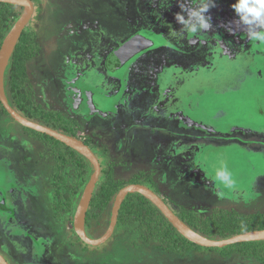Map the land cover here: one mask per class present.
<instances>
[{
  "label": "rangeland",
  "instance_id": "374dc122",
  "mask_svg": "<svg viewBox=\"0 0 264 264\" xmlns=\"http://www.w3.org/2000/svg\"><path fill=\"white\" fill-rule=\"evenodd\" d=\"M31 2L25 32L35 31L41 46L26 63L27 78H37L29 80L33 105L77 126L76 137L100 161L98 187L108 176L120 186L138 179L175 213H264V44L237 26L236 0H215L205 14L213 27L182 39L169 35L181 27L178 0ZM15 10L20 17L23 10ZM3 120L7 127L12 121ZM11 124L13 139L0 144V254L9 264L165 261V247L147 243L131 222L117 225L103 245H85L74 215L53 211L49 142ZM225 169L231 187L217 178ZM111 209L90 213L87 235L106 231ZM226 248L190 246L162 264H264L225 257L245 249Z\"/></svg>",
  "mask_w": 264,
  "mask_h": 264
},
{
  "label": "trees",
  "instance_id": "16d2710c",
  "mask_svg": "<svg viewBox=\"0 0 264 264\" xmlns=\"http://www.w3.org/2000/svg\"><path fill=\"white\" fill-rule=\"evenodd\" d=\"M12 8L13 6L11 5L0 3V46L9 27L8 23L13 24L17 19V15L13 12ZM10 17H13L11 21L9 20ZM36 52L37 48L24 35L12 53L6 76L12 103L16 110L26 119L46 128L75 137V130L60 115L50 111L39 112L33 105L32 98L26 88L22 87L25 82L24 65ZM28 131L45 139L52 147L50 148V153L53 155L55 161L54 170L51 175L54 187L53 196L55 202L53 211L54 213L56 212L55 216L66 217L74 215L82 192L92 174L91 165L84 157L65 145L46 135ZM70 179H73V181L69 182L68 180ZM129 184L147 186L138 179L132 180L127 185ZM62 185L66 187L63 193L60 190ZM127 185L120 186L113 181L111 176L105 179L101 187H98L97 184L90 202L85 224H87V219L92 211L103 212L109 205H113L118 191ZM175 214L193 231L212 240H224L244 233L264 230V213L241 215L234 210L229 212L222 210V212L203 215L180 207L179 211ZM130 222L136 225L142 236L149 242H157V244L177 254L186 253L190 246L198 248V246L189 243L180 236L161 213L138 193L127 195L119 211L117 225ZM240 247L245 249L231 250L233 248L239 249ZM226 249L231 250L228 252L229 254L237 253L264 261V242L243 243L241 245L229 246Z\"/></svg>",
  "mask_w": 264,
  "mask_h": 264
},
{
  "label": "water",
  "instance_id": "95a60500",
  "mask_svg": "<svg viewBox=\"0 0 264 264\" xmlns=\"http://www.w3.org/2000/svg\"><path fill=\"white\" fill-rule=\"evenodd\" d=\"M0 3L15 5L24 8L23 14L19 17L16 23L12 26L9 33L6 35L0 47V103L7 112V114L19 125L27 130L46 135L53 140L65 145L66 147L74 150L82 157H84L92 167V174L85 186L78 205L73 216V230L76 236L85 244L92 247H98L107 242L113 235L117 226V220L122 203L127 195L138 193L147 199L167 220V222L189 243L198 247L207 249H222L228 246L264 242V230L253 231L237 235L224 240L207 239L197 232L193 231L187 226L168 206L167 204L147 186L142 184H129L121 188L112 205L109 226L106 232L97 239L90 238L85 232V220L90 206V202L94 193V189L99 181L101 174V166L90 148L80 139L69 136L50 128L41 126L33 121L25 119L12 109L9 105L4 92V71L7 62L12 55L15 46L21 36V33L27 25L32 13L33 6L29 0H0ZM0 264H9L6 259L0 254Z\"/></svg>",
  "mask_w": 264,
  "mask_h": 264
},
{
  "label": "clouds",
  "instance_id": "9594fccd",
  "mask_svg": "<svg viewBox=\"0 0 264 264\" xmlns=\"http://www.w3.org/2000/svg\"><path fill=\"white\" fill-rule=\"evenodd\" d=\"M178 6L181 11L175 14V20L181 27L179 30L171 28V37L182 39L186 34L207 32L213 27L211 16L205 14L216 7L215 0H195V3L193 0H178ZM231 7L239 15L237 26L247 25L244 28L247 37L264 44V0H236ZM217 178L228 187L233 184L226 169L218 171Z\"/></svg>",
  "mask_w": 264,
  "mask_h": 264
},
{
  "label": "flooded vegetation",
  "instance_id": "af4514ba",
  "mask_svg": "<svg viewBox=\"0 0 264 264\" xmlns=\"http://www.w3.org/2000/svg\"><path fill=\"white\" fill-rule=\"evenodd\" d=\"M30 2H31V0H29ZM32 3V2H31ZM7 5H10V4H7ZM11 6H13V12L15 13V9L18 7V8H20L21 10H23L22 11V14H23V12H24V8H22V7H19V6H15V5H11ZM32 6H33V11H34V5H33V3H32ZM16 14V13H15ZM33 14V13H32ZM17 15V14H16ZM32 16V15H31ZM14 17V16H13ZM13 17H10L9 18V20L11 21L12 19H13ZM31 18V17H30ZM19 19V15H17V19L15 20V21H17ZM30 20V19H29ZM16 22H14L13 24H10V22L8 23L9 24V27H8V29H7V32L5 33V37H6V35L9 33V31L11 30V28H12V26L15 24ZM28 24V23H27ZM27 26V25H26ZM25 26V27H26ZM148 28V27H147ZM147 30V29H146ZM148 31H152L151 30V28L148 30ZM33 34V36L32 35H29V34H27L26 32H25V28L23 29V31H22V33H21V36H20V38H19V40L22 38V36H24V35H26V37H27V39H30L31 41H32V43H33V45H34V47H36L37 48V52L35 53V55L31 58V59H33V58H36L37 57V55L39 54V52H40V50H41V46H40V44L38 43V40H37V34H36V32L34 31V33H32ZM5 37L2 39V42H1V45H2V43H3V41H4V39H5ZM19 40H18V42H19ZM17 42V43H18ZM17 45V44H16ZM1 47V46H0ZM16 47V46H15ZM15 50V49H14ZM14 52V51H13ZM12 56V55H11ZM10 59H11V57L9 58V60H8V62H7V65H6V68H5V71H4V92H5V97H6V99H7V101H8V103H9V105L12 107V109L14 110V111H16L19 115H21L20 114V112L18 111V110H16V108L14 107V105H13V103H12V99H11V97L9 96V89H8V86H7V72H8V68H9V61H10ZM30 59V60H31ZM30 60H28V61H30ZM27 61V62H28ZM26 62V63H27ZM26 63H25V65H24V68H25V82L23 83V85H22V87H24V88H26V90L28 91V93L30 94V97L32 98V93H31V91H30V83H29V80L31 81V83L32 82H35V81H37V78L34 80H32L30 77H29V79L27 78V71H26ZM190 70V69H189ZM199 75V74H198ZM192 76H194V75H192L191 73H190V77H192ZM24 77V76H23ZM40 78V77H39ZM24 81V80H23ZM39 83H40V79H39V81H38ZM69 100V99H68ZM32 101L34 102V100L32 99ZM0 109L2 110V113H3V115L4 116H6V117H8L9 119H11L12 121H11V123H14L16 126L18 125L19 127H21L23 130H25V131H28L27 129H25L24 127H22L21 125H19L18 123H16L8 114H7V112L5 111V109L3 108V106H2V104L0 103ZM78 110H76V112H75V110L73 109V113H82L81 112V110L80 111H78ZM4 116L2 117L3 119H4ZM22 117H24L23 115H21ZM0 119V144L2 143V142H4V143H6L5 141H9V140H11V139H13V137H11V135H12V133L14 132V131H16V129L12 126V124L9 122V126L7 127L6 125L8 124L7 122V120H3V119ZM25 118V117H24ZM62 118V117H61ZM26 119V118H25ZM31 121V120H30ZM65 121V120H64ZM92 121V120H91ZM66 122V121H65ZM36 123V122H35ZM94 126H98V125H95V124H93ZM93 125L89 128V131L91 130V128H93ZM70 126V125H69ZM114 126V125H113ZM70 127H72V126H70ZM77 126L75 125V127H72L74 130H75V137H76V130H78L77 128H76ZM11 131H13V132H11ZM29 132V131H28ZM87 133V132H86ZM64 134V133H63ZM90 133L88 132L87 134H85V135H89ZM77 138V137H76ZM79 139V138H78ZM3 140H5V141H3ZM82 141V140H81ZM83 142L89 147V144H88V142L86 141V139H83ZM90 148V147H89ZM90 150L93 152V150L90 148ZM94 153V152H93ZM0 154H3V153H0ZM94 155L96 156V154L94 153ZM5 157L8 159L9 158V156H7V155H4V158L2 159V161H7V160H5ZM97 157V156H96ZM98 159V158H97ZM1 161V162H2ZM98 161H99V159H98ZM99 163H100V161H99ZM100 166H101V164H100ZM101 175V174H100ZM99 182V181H98ZM98 184V183H97ZM89 210V209H88ZM88 213V212H87ZM87 216V215H86ZM56 219V218H55ZM85 222H86V220H85ZM109 226V225H108ZM117 227V226H116ZM85 228H86V224H85ZM108 228V227H107ZM116 229V228H115ZM107 230V229H106ZM106 232V231H105ZM104 232V233H105ZM103 233V234H104ZM102 234V235H103ZM101 235V236H102ZM113 235H114V233H113ZM112 235V236H113ZM89 236V235H88ZM101 236H99V237H101ZM90 238H91V236H89ZM98 237V238H99ZM92 239H97V238H92ZM149 241H147V243H148ZM151 243V242H150ZM159 246H162V245H160V244H158ZM165 250H166V252H164V257H167V258H169V259H167V258H165V261L163 260V258H161L160 259V261H158V263L159 264H162L163 262H166V263H168L167 262V260H169V261H172L173 260V252L171 251V250H167L166 248H165ZM233 254H235V253H232V254H229V255H225V257H228V256H231V255H233ZM158 254H154V255H152V256H154V258L157 256ZM3 256V255H2ZM149 255H144V257L146 258V257H148ZM169 256V257H168ZM4 257V256H3ZM7 261V260H6ZM70 263V262H69ZM170 264H171V262H170Z\"/></svg>",
  "mask_w": 264,
  "mask_h": 264
},
{
  "label": "crops",
  "instance_id": "0c3cea01",
  "mask_svg": "<svg viewBox=\"0 0 264 264\" xmlns=\"http://www.w3.org/2000/svg\"><path fill=\"white\" fill-rule=\"evenodd\" d=\"M149 188V187H148ZM150 189V188H149ZM151 190V189H150ZM154 191V190H153ZM155 192V191H154Z\"/></svg>",
  "mask_w": 264,
  "mask_h": 264
},
{
  "label": "bare ground",
  "instance_id": "6f19581e",
  "mask_svg": "<svg viewBox=\"0 0 264 264\" xmlns=\"http://www.w3.org/2000/svg\"><path fill=\"white\" fill-rule=\"evenodd\" d=\"M11 57V56H10Z\"/></svg>",
  "mask_w": 264,
  "mask_h": 264
}]
</instances>
